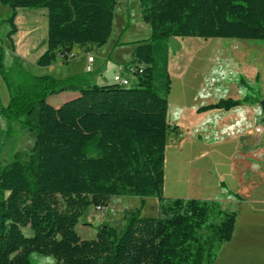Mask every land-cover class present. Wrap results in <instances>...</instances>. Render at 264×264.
<instances>
[{"label": "trees", "instance_id": "16d2710c", "mask_svg": "<svg viewBox=\"0 0 264 264\" xmlns=\"http://www.w3.org/2000/svg\"><path fill=\"white\" fill-rule=\"evenodd\" d=\"M116 3L0 0L9 8L5 41L15 52L17 8H44L46 50L37 65L52 64L74 44L100 48L111 35ZM139 7L150 36L132 42L125 63L136 69L130 86L92 84L89 71L66 78L34 75L17 57L16 66L6 68L0 39V75L9 92L7 105L0 104L6 133L19 123L34 138L31 150L0 162V264H32L31 253L52 256L54 264H213L231 239L236 211L217 200L163 195L171 88L167 39L264 40V0H139ZM245 80L240 75L241 98H220L196 111L261 102ZM63 91L81 95L60 107L48 102ZM110 196H138L142 205L145 197H155L158 215L142 216L139 207L127 213L123 228L100 221L95 236L82 239L76 226L85 211L106 207Z\"/></svg>", "mask_w": 264, "mask_h": 264}, {"label": "crops", "instance_id": "0c3cea01", "mask_svg": "<svg viewBox=\"0 0 264 264\" xmlns=\"http://www.w3.org/2000/svg\"><path fill=\"white\" fill-rule=\"evenodd\" d=\"M19 11L20 8H17L15 18L17 32L12 37L16 50L13 54L20 60L23 55L27 58L33 54L32 63H34L46 50L47 11L46 9H23L27 30L26 35L18 36L21 34L17 24ZM122 17H117L116 20L114 18L108 41L96 49L100 53L94 55L92 45L89 44L72 46L71 51L75 57L73 56L74 58L70 60L69 71L65 77L85 73L88 66L91 67L88 78L92 84L115 83L114 75L127 74L124 73L125 63L131 59L132 42L136 40L124 39L129 18ZM116 22L117 29H115ZM31 36L33 39L29 40ZM124 47L127 48L126 62L117 65L122 59L120 55ZM88 56H93L92 62H88ZM96 57L100 61L112 57L116 67L122 71L111 73L103 69L100 62L96 63ZM170 59L171 56L168 69ZM58 61L60 60L47 66H39L36 62L28 67H25L23 63L22 65L34 75H46L51 74L50 71L53 68L51 66ZM75 64L79 65L78 69L71 68ZM11 66L12 64L9 65ZM199 72L177 70L175 74H172L169 71L171 88L166 105L169 130L165 151L163 195L169 198L217 200L222 208L236 211L232 237L221 245L213 264H264V126L260 124L263 117L261 105L258 101L251 100L242 102L229 110L219 109L198 113L196 109L203 105L200 104L203 100L200 102L199 97L206 81L205 77L200 78ZM224 91L225 98L231 97V94H228L230 90L224 89ZM80 95L78 91H63L49 96L48 102L52 104L50 100L54 98L55 102L52 105L60 107ZM243 95L239 94L237 98ZM255 97L257 98V93ZM210 116H218L217 120H220L216 122L214 129H211V124L207 122ZM259 126L262 129L257 132L255 129ZM6 128L7 121L0 113L1 136H4ZM209 136L210 139L206 141ZM212 137L214 139H211ZM29 140L30 144L26 146L22 144V140L19 146L20 140L17 141L15 153L31 150L34 138L30 136ZM20 147H22L21 150ZM228 191L237 194L241 200L236 199ZM149 199L151 206L157 208L158 200L155 197H145L143 207L147 205ZM108 203L109 199L105 208L108 207ZM83 216H89L92 219L87 222L90 225H97L101 221L97 220L98 215L93 206L92 211L86 210ZM120 218L124 220L122 224L124 226L125 212ZM112 223L113 226H117L114 221Z\"/></svg>", "mask_w": 264, "mask_h": 264}, {"label": "rangeland", "instance_id": "374dc122", "mask_svg": "<svg viewBox=\"0 0 264 264\" xmlns=\"http://www.w3.org/2000/svg\"><path fill=\"white\" fill-rule=\"evenodd\" d=\"M23 9L26 8H20L18 15L17 24L21 32V34L18 36L24 34L26 35L27 30V21L25 20V15H23ZM8 14L9 8L0 5V39L4 40V44L2 45L3 65L6 68H14L16 66V57L18 58V62L22 67L23 65L25 67H28L31 64H35V62L32 63L33 54L29 55L27 58L25 57V55H23L24 57L22 56V59L20 60L19 57L17 55L14 56L13 52L10 50L8 41H5V35L9 29V24L6 21L4 22L3 20L8 16ZM122 16H126L129 18V25L126 27L127 32L124 35L125 40L146 39L150 36L148 25L145 24L141 19L139 0H117L115 6V20L117 17L123 18ZM117 27L118 24L116 22L115 29H117ZM32 39L33 36L29 38V40ZM167 42L170 46L171 56L169 71H171L172 74H175V71L177 70L200 71V78L205 77V87L199 97L200 102L203 100V103H200L201 105L216 101L220 98H225L226 92L224 91V89L230 90L228 94H231L230 96L234 98L239 97V94L243 95L244 88L239 83L240 75L245 77V82L254 87V89L252 90L254 92V95L257 93L259 97L264 98V40L176 37L167 39ZM92 48V52L94 55L100 53V51L96 50V46L92 45ZM126 51L127 48L124 47L121 52L120 58L125 59H121L119 64L117 65H122V62H126ZM68 53L73 52L69 51ZM96 58V63L100 62V64H102L103 66V69L105 68L111 73L112 71H122L120 70V68L116 67L114 63L115 61L112 57L106 58L102 61H100L98 57ZM70 63L71 61H69L68 63L58 61L51 66L53 68H51V74L48 75L56 78H66L65 76L67 75L65 74H67V72L69 71L68 65ZM11 64L12 66L9 67V65ZM71 68L78 69L79 65L75 64L74 66H71ZM124 71V73H126V71L128 70H126L125 68ZM133 83L134 80L130 82L131 85ZM5 86L6 85L0 75V104L4 106L7 105L9 100V92L7 91V87ZM50 101L52 102V104L53 102H55L54 98ZM3 102L5 103L3 104ZM259 103L260 102H258V104ZM218 116H210V118L208 119L207 122L208 124H211V129H214L216 122L220 121L217 120ZM203 121H205L204 118ZM260 124H262V120H260ZM6 130H4V136L0 135V162L2 163H7L13 158V155L17 150V141L20 140L18 144L19 146H21V140L23 141L22 144L26 146L27 144H30V140L28 141V138L30 136L33 137V135L27 129L23 128L19 123L13 124V127L9 131H7V133ZM210 136L206 139V141L210 139ZM211 139H214V137H212ZM22 147H20V150L22 149ZM150 199L148 200L147 205L143 207L145 203L142 205V200L138 196H110L108 207L105 208V213L103 215H100L96 211V214L98 215L97 220H106L108 224L112 225V221H114L115 225H117L116 227L121 228L124 221L122 220V218H120L121 214L125 212V215H127L128 212L139 207H142V216H157L158 209L151 206L152 203ZM89 211H92V206L87 209V212ZM89 221H92L89 216H83L81 222H79L76 226L77 233L82 239H89L95 236L96 225L84 224V222ZM24 233L26 235H31L32 231L30 228H25ZM30 260L32 264L55 263V259L52 256L41 255L37 253H31Z\"/></svg>", "mask_w": 264, "mask_h": 264}, {"label": "built area", "instance_id": "2783aa9c", "mask_svg": "<svg viewBox=\"0 0 264 264\" xmlns=\"http://www.w3.org/2000/svg\"><path fill=\"white\" fill-rule=\"evenodd\" d=\"M67 52L69 51H64V52H59L57 54V58L60 60V61H63V60H67V61H70L72 59H67ZM87 60L88 62H92L93 60V56H88L87 57ZM91 70V67L88 66L87 67V71H90ZM127 70V69H126ZM136 69L135 68H130L128 69V71H126V75H123V74H116L114 75L113 77V81L122 85V86H129L131 85L130 82L133 81L135 79V73ZM140 72V68L138 70ZM262 127H257L255 130L257 132L261 131ZM95 211H97L100 215H103L105 213V207H102V206H96L95 207Z\"/></svg>", "mask_w": 264, "mask_h": 264}, {"label": "water", "instance_id": "95a60500", "mask_svg": "<svg viewBox=\"0 0 264 264\" xmlns=\"http://www.w3.org/2000/svg\"><path fill=\"white\" fill-rule=\"evenodd\" d=\"M261 108H262V112H263V117H262V124L264 126V99L261 100L260 102Z\"/></svg>", "mask_w": 264, "mask_h": 264}, {"label": "bare ground", "instance_id": "6f19581e", "mask_svg": "<svg viewBox=\"0 0 264 264\" xmlns=\"http://www.w3.org/2000/svg\"><path fill=\"white\" fill-rule=\"evenodd\" d=\"M73 56H74V55H73L72 53H68V52H67V59H70V58L72 59ZM140 72H141V68H140Z\"/></svg>", "mask_w": 264, "mask_h": 264}]
</instances>
